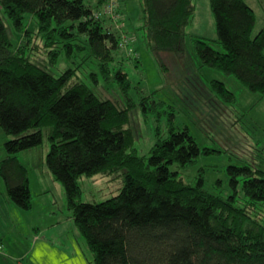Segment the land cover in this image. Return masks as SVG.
I'll return each instance as SVG.
<instances>
[{
	"label": "trees",
	"instance_id": "trees-1",
	"mask_svg": "<svg viewBox=\"0 0 264 264\" xmlns=\"http://www.w3.org/2000/svg\"><path fill=\"white\" fill-rule=\"evenodd\" d=\"M208 1L217 40L193 41L200 66L233 76L248 91L264 96V25L251 37L255 17L244 0ZM105 3L0 0V130L10 136L4 143L0 178L7 197L23 210L30 208L27 169L14 154L39 146L46 128L45 166L63 187L92 264H264L261 171L227 167L232 192L226 196L204 189L202 179L185 183L171 167L192 163L201 149L187 129L172 126L165 138L157 137L147 157L135 152L133 132L125 127L134 106L127 97L131 84L120 67L127 55L103 13ZM115 3L114 13L125 23L121 3ZM139 7L145 44L166 70L160 55L181 51L193 5L190 0H139ZM26 13L36 20L35 36L50 64L61 53L69 58L75 51H87L103 81L116 82L125 107L99 99L82 82L69 83L74 70L54 76L31 62L25 55L32 38L23 30ZM1 15L23 35L22 45L13 44ZM133 60L138 65L136 56ZM209 89L221 103L235 102L223 82L211 80ZM210 151L203 148V153ZM118 171L123 172V185L117 195L101 202L79 201V177Z\"/></svg>",
	"mask_w": 264,
	"mask_h": 264
},
{
	"label": "rangeland",
	"instance_id": "rangeland-1",
	"mask_svg": "<svg viewBox=\"0 0 264 264\" xmlns=\"http://www.w3.org/2000/svg\"><path fill=\"white\" fill-rule=\"evenodd\" d=\"M118 1L125 21L120 23L133 40L134 56H126L121 51L126 59L120 67L131 84L127 97L134 106L128 113L125 127L133 132L135 152L147 157L157 137L165 138L172 126L176 130L187 129L201 149L192 163L185 167H171L178 171L185 183L193 184L202 179L204 189L226 196L232 192L227 167H248L264 174V96L248 91L233 76L200 66L193 52L194 40H217L209 1L190 0L194 12L191 23L185 28L181 51L177 56L160 55L168 68L166 70L161 68L159 57L145 44L139 28V0ZM244 1L254 12L252 37L264 25V0ZM1 17L13 44L22 45L23 35L11 28L4 16ZM23 30L30 31L32 36L25 49L31 62L54 76L67 69L74 70L69 83L82 82L99 99L110 100L118 108L125 107L126 98L116 82L103 81L96 60L88 57L87 51H75L69 58L61 53L56 62L50 64L46 49L35 36L36 20L31 14H24ZM32 44L33 48L29 50ZM212 46L223 51L217 42H212ZM135 56L138 65L134 63ZM211 80L223 82L233 93L235 102L221 103L209 89ZM142 106L146 110H142ZM42 135L39 146L14 154L30 171L29 209L19 208L7 197L0 178V239L3 242L0 264H92L91 253L71 219L62 185L48 179L46 128H43ZM7 139L10 136L0 130V161L6 156L4 143ZM203 148L212 151L203 153ZM122 173L79 177V201L101 202L117 195L123 185ZM242 177L236 176L239 180ZM42 186L45 188L41 189Z\"/></svg>",
	"mask_w": 264,
	"mask_h": 264
},
{
	"label": "built area",
	"instance_id": "built-area-1",
	"mask_svg": "<svg viewBox=\"0 0 264 264\" xmlns=\"http://www.w3.org/2000/svg\"><path fill=\"white\" fill-rule=\"evenodd\" d=\"M116 0H106V3L103 8V13L108 15L109 20L111 24H113L114 29L118 31L119 34V42H118V47L120 50L124 51V53L127 56L131 55L132 50L128 48L129 43L132 41L131 36L128 34L124 33L122 31L123 26L119 22L120 18L118 17L119 15L117 13H114V8L116 7ZM2 246L0 245V250Z\"/></svg>",
	"mask_w": 264,
	"mask_h": 264
},
{
	"label": "crops",
	"instance_id": "crops-1",
	"mask_svg": "<svg viewBox=\"0 0 264 264\" xmlns=\"http://www.w3.org/2000/svg\"><path fill=\"white\" fill-rule=\"evenodd\" d=\"M25 168H26V167H25ZM28 170H29V169H28ZM28 170H27V173H28V179H29V190H30V193H31V177H30V175H29V174H30V173H29L30 171H28ZM47 173H48V174H47V175H48V179H53L52 176L50 175V173H49V172H47ZM33 175H34V174H33ZM44 188H45V187L42 186L41 189H44ZM0 243H1V245L3 246V242L1 241V239H0ZM1 249H2V248H1Z\"/></svg>",
	"mask_w": 264,
	"mask_h": 264
}]
</instances>
